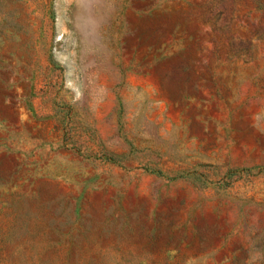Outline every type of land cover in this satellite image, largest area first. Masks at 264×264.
<instances>
[{"label":"rangeland","instance_id":"374dc122","mask_svg":"<svg viewBox=\"0 0 264 264\" xmlns=\"http://www.w3.org/2000/svg\"><path fill=\"white\" fill-rule=\"evenodd\" d=\"M0 264H264V0H0Z\"/></svg>","mask_w":264,"mask_h":264}]
</instances>
